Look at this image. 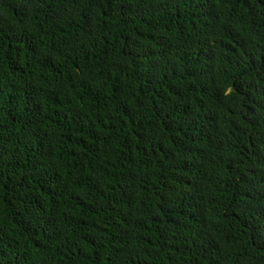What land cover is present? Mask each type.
<instances>
[{
  "label": "trees",
  "instance_id": "obj_1",
  "mask_svg": "<svg viewBox=\"0 0 264 264\" xmlns=\"http://www.w3.org/2000/svg\"><path fill=\"white\" fill-rule=\"evenodd\" d=\"M0 264H264V0H0Z\"/></svg>",
  "mask_w": 264,
  "mask_h": 264
}]
</instances>
